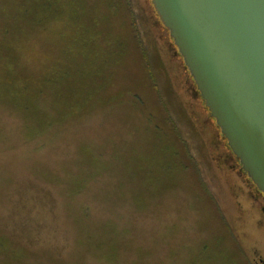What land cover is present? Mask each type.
<instances>
[{"label":"rangeland","instance_id":"rangeland-1","mask_svg":"<svg viewBox=\"0 0 264 264\" xmlns=\"http://www.w3.org/2000/svg\"><path fill=\"white\" fill-rule=\"evenodd\" d=\"M55 2L43 26L10 24L0 68V264H264L262 195L213 136L152 1ZM43 79L95 88L66 115L49 99L37 133L11 103L38 89L48 104Z\"/></svg>","mask_w":264,"mask_h":264},{"label":"water","instance_id":"water-1","mask_svg":"<svg viewBox=\"0 0 264 264\" xmlns=\"http://www.w3.org/2000/svg\"><path fill=\"white\" fill-rule=\"evenodd\" d=\"M242 172L264 195V0H152Z\"/></svg>","mask_w":264,"mask_h":264},{"label":"trees","instance_id":"trees-1","mask_svg":"<svg viewBox=\"0 0 264 264\" xmlns=\"http://www.w3.org/2000/svg\"><path fill=\"white\" fill-rule=\"evenodd\" d=\"M55 1L56 0H54V1L53 0H0V32H2V33H0V51H5L0 56V68L5 63L6 59L10 58L12 61H14V58L10 54V52L12 51L14 45H16L17 40L16 39H10V37L12 36L11 34H9V32L12 28V26L10 24H15L17 21H19V22L22 21L23 24L25 23L26 26H28V29L43 26L45 24V19H44L45 13L50 12L51 6L53 4H56ZM117 1L120 4H122V6L124 7L125 0H117ZM112 5L117 7V3L115 1L112 2ZM153 8H152V10H153ZM158 23L160 24L159 21H158ZM160 27L163 30L165 40L168 41V45L175 55L174 56L175 59L182 65V67L184 69L182 73L185 75V72H186V75L190 77L188 70L186 69V67L184 68L183 59L179 55L177 49L175 48L174 43L170 37L169 31L166 28H164L162 26V24H160ZM73 73H74L73 70H69V72H67V74H73ZM0 76H3L6 79V76L3 74L2 71L0 72ZM21 76L22 75L19 74V77L14 76V78L16 80H20V79H22ZM43 81H45V79H43ZM51 82L52 81L46 82L45 87H44V90L46 93L45 98H46L48 104H46L43 100L40 99V98H42L43 93L38 92V89H34L33 92L21 91L20 95L22 97V101L20 103H18V102L11 103L12 109H14V111L18 115H21L22 117H24L25 120L27 122H29L30 125H31V122L37 125L31 129L33 131L34 129L36 130V128H38L39 130L37 133H39L40 131L45 130L47 127H49L46 124L47 114L45 113V112H48V107L50 105L49 99H52L53 103L57 106L60 102H62V104L65 106V108H63L62 110L65 112V115H66V113L70 109V107L75 106V105L71 104L73 101H75V100H72L73 97L78 95V97L80 98L83 94H86L85 92H90L92 89L95 88V87H91L90 84L87 83L85 86H82L84 88L83 92H80L79 90H76V89L71 88V87L50 86L49 84ZM87 82H89L88 79H87ZM191 82H192L191 89L196 92V94L194 95L196 101L198 103L199 102L202 103L203 100H202L201 95L198 92V89H197L192 78H191ZM151 94H152V96L154 95L153 91ZM79 98H78V100H79ZM84 101H85V98H83L82 104L84 103ZM203 104H204V102L202 103V105ZM155 106H156V111L159 113L160 110L162 109V107L160 108V105H158V103H156ZM204 106H205V104H204ZM204 106H203V108H204ZM182 110L185 111L187 118H188L190 116V112L185 107ZM203 110H204L205 119L207 120V122L212 127V128H210V130H211L213 136L216 138L217 141H219V140L222 141V144L224 146L225 152L227 153V156L229 158L235 159L233 152L229 148L227 141H225L224 139L221 138V131L216 126V122L213 119L209 118L210 115H209L208 109L205 107V109H203ZM65 115H63V117H65ZM30 117H36V118L34 120L30 121ZM158 119H160V117H158ZM151 121H153V120H151ZM39 124H40V126H38ZM149 130H150V128H149ZM152 130H154V129H152ZM155 131H156V134H158L159 131L154 130V133H155ZM172 134H173L174 142H176L179 145V147L181 148L180 142L176 139L173 131H172ZM170 149H171L170 152L164 151V153H163V156H165L164 160L167 161V157H171L172 162H173L172 166H174L178 170H182L183 169L182 166L184 164L182 165L179 162V157H178V154L180 153L179 150H172V147ZM184 149L185 148H183V150H182L183 157L185 156L186 158H188L190 151L186 148L188 150V152L185 153ZM184 174H185V176L194 180V177H193L192 173H189V170H187ZM162 176H164V175H162Z\"/></svg>","mask_w":264,"mask_h":264},{"label":"flooded vegetation","instance_id":"flooded-vegetation-1","mask_svg":"<svg viewBox=\"0 0 264 264\" xmlns=\"http://www.w3.org/2000/svg\"><path fill=\"white\" fill-rule=\"evenodd\" d=\"M239 166V165H238ZM239 168H240V166H239ZM248 181H249V179H247ZM259 195H262L260 192H259ZM263 200H264V196L262 195V197H261Z\"/></svg>","mask_w":264,"mask_h":264}]
</instances>
